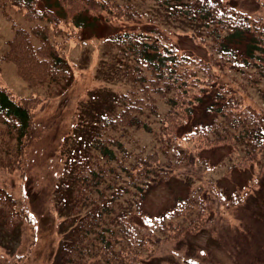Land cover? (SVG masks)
Listing matches in <instances>:
<instances>
[{
	"label": "trees",
	"instance_id": "obj_1",
	"mask_svg": "<svg viewBox=\"0 0 264 264\" xmlns=\"http://www.w3.org/2000/svg\"><path fill=\"white\" fill-rule=\"evenodd\" d=\"M8 3L37 23L15 27L3 60L28 83L59 91L75 76L61 53L68 35L78 42L101 21L125 26L107 40L128 88L66 155L64 180L55 190L66 216L52 264H145L157 244L202 231L214 199L224 196L204 178L211 166L204 150L228 147L245 168L264 160V109L249 92L264 82L263 17L225 0H0V8ZM154 8L186 24L181 30L206 49V57L171 44ZM143 22L151 29L136 25ZM44 107L42 97L17 98L0 85L1 169L25 175ZM199 110L207 122L196 119ZM139 132L152 135L153 144L142 142ZM175 175L197 185L156 224L143 226L148 195ZM20 203L0 185V228L15 230Z\"/></svg>",
	"mask_w": 264,
	"mask_h": 264
},
{
	"label": "rangeland",
	"instance_id": "obj_2",
	"mask_svg": "<svg viewBox=\"0 0 264 264\" xmlns=\"http://www.w3.org/2000/svg\"><path fill=\"white\" fill-rule=\"evenodd\" d=\"M225 1L253 17L264 18V0ZM42 5L41 2V8ZM153 12L159 26L167 29L171 44L206 57V49L181 30L186 24L175 22L157 8ZM36 23L28 20L25 10L16 4L8 3L0 8V85L17 98L42 97L45 105L36 118L40 137L28 153L25 175L0 168V185L13 193L23 209L15 230L0 228V264L53 263L62 242L66 216L65 206L59 203L55 193L57 184L64 180L66 155L88 134L87 126L91 127L101 115L115 109L116 95L128 88L115 49L107 40L109 34L125 28L119 25L121 22L101 21L87 30L89 36L78 42H72L68 35L61 53L73 65L75 76L66 90L25 81L16 66L2 57L15 27L29 29ZM136 25L151 29L144 22ZM249 92L253 103L264 109V82ZM194 119L188 127H193ZM196 119L207 122L209 117L199 110ZM138 135L142 142L153 144L152 135L144 132ZM234 154L228 147L202 152L201 156L211 165L204 178L222 190L224 196L214 199V212L202 231L157 244L145 264H264V160L245 168L240 163L241 155ZM184 179L175 175L148 195L141 220L143 226L156 224L166 209L185 196L193 184L197 185L193 179ZM240 198L241 201L231 202Z\"/></svg>",
	"mask_w": 264,
	"mask_h": 264
}]
</instances>
